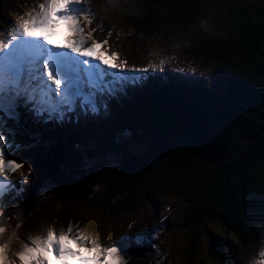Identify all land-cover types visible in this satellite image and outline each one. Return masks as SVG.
Segmentation results:
<instances>
[{
	"label": "trees",
	"instance_id": "obj_1",
	"mask_svg": "<svg viewBox=\"0 0 264 264\" xmlns=\"http://www.w3.org/2000/svg\"><path fill=\"white\" fill-rule=\"evenodd\" d=\"M37 2L0 0V29L6 33ZM89 11L86 33L95 29L92 36L106 39L107 51L129 68L150 72L157 62L143 34L175 28L186 42L172 52L169 41L160 50L162 71L129 88L128 97L80 115L78 123L73 116L71 124H46L48 130L35 137L9 122L20 130V159L32 173L23 198L0 221L2 237L19 229L37 233L46 221L92 227L102 243L158 228L154 243L165 254L160 264L172 259L170 253L176 264H245L243 258L264 244V2L90 0ZM211 77L227 85L225 95L212 88ZM203 113H222L215 128L233 137L221 163L210 164L193 150L192 130ZM243 133L253 137L243 141ZM143 143L146 150L136 155L143 169L131 173L127 146ZM110 157L118 163L111 169L102 163L85 168L87 161ZM210 224L223 226L233 240L212 246ZM128 258L127 264H156Z\"/></svg>",
	"mask_w": 264,
	"mask_h": 264
},
{
	"label": "snow or ice",
	"instance_id": "obj_2",
	"mask_svg": "<svg viewBox=\"0 0 264 264\" xmlns=\"http://www.w3.org/2000/svg\"><path fill=\"white\" fill-rule=\"evenodd\" d=\"M82 3L83 0H40L6 33L0 29V35L7 37L0 40V211L5 201L23 198L20 185L32 173L27 160L18 162L21 145L14 140L18 130L9 128L8 121L18 123L22 109L34 123L71 124L73 116L78 123L81 113L95 114L109 100L127 92L137 80V76L129 74L148 71L126 67L116 52L107 51L106 39L92 36L95 29L85 32L92 17ZM61 26L67 36L54 44L50 37L59 34ZM6 130L13 138L6 136ZM13 173H17L16 179ZM159 223L162 227L163 219ZM158 231L142 230L105 246L97 233L69 221L59 231L49 227L41 237H29L11 256L9 245L0 243V264H15L16 260L19 264H127L129 247L148 245L157 250L154 241ZM4 232L5 228L0 227V235ZM258 255L261 259L255 264H264V249ZM156 256L162 259L163 254L156 251Z\"/></svg>",
	"mask_w": 264,
	"mask_h": 264
},
{
	"label": "rangeland",
	"instance_id": "obj_3",
	"mask_svg": "<svg viewBox=\"0 0 264 264\" xmlns=\"http://www.w3.org/2000/svg\"><path fill=\"white\" fill-rule=\"evenodd\" d=\"M39 2H40V0H38V3ZM88 4H90V0H84L83 3H82V6L87 10V6L86 5H88ZM32 8H33V6L28 7L27 9H25L24 13L31 11ZM91 17H92V15H91ZM92 21H93V18H92ZM171 31H173L172 34L170 32H166L165 35L154 34V33L143 34V37L145 38L146 43L148 45H150L151 47H153V50H154V52L156 54L155 61H157V62H155V64H156L155 67L160 64V62L162 61V58L164 60L165 57L162 56V54H160V50L161 51L165 50V48H167L169 46L168 45V42L169 41H171V40L173 41V43H172V41L170 42V45H173L172 48H171L172 52H173V50H176L175 47H177V44H182V43H185L186 42L185 41V37L183 36V34H182L181 31H178L175 28L172 29ZM85 32H86V29H85ZM66 36H67V34L64 35V37H66ZM4 39H7L6 35L4 37H1L0 36V40H4ZM141 39H142V37H141ZM60 42H63V37H61L60 39L56 40L55 42L52 41V43H54V44L55 43H60ZM171 57L172 56H169V59ZM174 60H176V58H172L171 59V62L174 61ZM129 75H135V76H137V74H134V73L129 74ZM170 80L172 82H174L173 81V77H171V75H170ZM210 84L212 85V88L218 94L223 95V94H226L227 93V85L225 83H222L219 79H216L215 77H212L211 80H210ZM121 95H124V96L127 97V93L126 92H122ZM25 122L26 121L24 119H23V122H22L21 121V117H20L19 123L21 124V126L23 127V126H25L27 124L26 131L29 130V131H34V132L39 133V132H43L45 129H47L46 127H44L43 125H41L42 123H34L33 121H31L29 123H25ZM8 127L9 128L17 129V128L11 127V126H8ZM18 133L19 132L17 131V134ZM5 134L9 138H13L12 135H11V133L8 132L7 130H6V133ZM17 134L15 135L14 140L16 139ZM131 134L132 133L129 132V135H131ZM247 140L248 139H246V141ZM122 141H124V140L122 139ZM146 146L147 145L145 143H143L141 145H136V146L128 145L127 146V150L130 153H135V154H137V155L140 156L146 150ZM19 160H21V159H20V154L18 153V162H19ZM100 163H102V167L104 169H107V170L113 168L115 165L118 164L117 163V160L115 158H111V157L109 159L104 160V162L102 161V159L101 160H98V161H95V160L92 159V160H90V162L89 161L86 162L85 168H86L87 171H89L90 169L96 168L97 165L100 164ZM27 167H29V163H28ZM26 170L27 169L25 168L24 171H26ZM15 177H17V175L14 176L13 178H15ZM20 187H22V184L20 185ZM45 188L47 189V194H54V192L51 191V189H49L47 187H45ZM34 226H36V225H34ZM43 226H46V227H39L37 233H36V230H32L31 229L30 231H28L27 233H24V234H27V236H28L27 238L31 237V238L35 239V238L41 237L43 234H45L47 232V230H48L49 227H52L54 230L59 231L60 229L65 228L67 226V224L64 223V222H61V221H55V222H51V221L50 222H47L46 221L43 224ZM87 228H88L89 232L97 233V231H95L92 227H87ZM210 229H213L212 231H213L214 236H215V237H212L211 236V238H212V246H216V243L217 242L225 243V240H229V241L230 240H233V235L231 233L227 232V230L223 226H221V225L210 224ZM10 235L13 236V233H11ZM98 237H99V241H100V243L102 245L108 246L107 243H105V244L102 243V241L100 239V236H98ZM17 238L18 237L16 235L11 240H9L7 242V244L10 246V244H12L13 241L15 239H17ZM120 238L121 237L116 238V241H118ZM262 239L264 240V235H263V238ZM106 242H107V240H106ZM0 243H1V235H0ZM210 245H211V243H210ZM262 249H264V244L263 245H260L259 244L258 247H257V249H256L255 255H252V253H249V254H247L243 258L244 263L245 264H255L256 261H259L261 259V257L258 255V253ZM81 251H83V250H81ZM138 252H140V254H142V255L143 254H149L150 253V251L148 252V249H140V250H138ZM13 253H15V252H12V250L9 251V254H13ZM159 253L162 254L161 250L159 251ZM163 255H165V254H163ZM169 255H170V257H172V259L170 261L168 260L167 264H171V263L172 264H176V260H175L176 257L174 255V253H170ZM159 259L160 260H163V258L162 259L159 258ZM205 263H207L206 260L205 261H202L201 264H205ZM15 264H19V261L16 260L15 261Z\"/></svg>",
	"mask_w": 264,
	"mask_h": 264
},
{
	"label": "water",
	"instance_id": "obj_4",
	"mask_svg": "<svg viewBox=\"0 0 264 264\" xmlns=\"http://www.w3.org/2000/svg\"><path fill=\"white\" fill-rule=\"evenodd\" d=\"M264 2V0H262ZM222 119V113H203L195 120V126L192 130L193 150L197 156L210 163L217 164L225 161L230 156V145L232 135L224 130L215 128L218 121ZM242 140L253 137L249 134H241ZM254 141V138L253 140ZM126 169L131 173L139 172L143 169V160L136 155H130L126 159ZM153 253L137 255L136 257H152Z\"/></svg>",
	"mask_w": 264,
	"mask_h": 264
},
{
	"label": "bare ground",
	"instance_id": "obj_5",
	"mask_svg": "<svg viewBox=\"0 0 264 264\" xmlns=\"http://www.w3.org/2000/svg\"><path fill=\"white\" fill-rule=\"evenodd\" d=\"M57 32L59 33V34H56V33H54L50 38H51V40L52 41H56V40H58V39H60L61 37H64V35L65 34H67L66 32H65V30L63 29V27L61 26V27H59L58 29H57ZM156 76V75H155ZM28 132L31 134V135H33V136H35V137H38L40 134L39 133H37V132H34V131H29L28 130ZM17 175V173H13L12 174V178L14 177V176H16ZM17 177H15V178H13V179H16ZM12 243V242H11ZM23 245V243H20L19 241H17V240H15V241H13V243L12 244H10V246H9V249H8V251H10V250H12V252H17L18 250H21V246ZM83 252V251H82ZM85 255H90L89 253H84Z\"/></svg>",
	"mask_w": 264,
	"mask_h": 264
}]
</instances>
